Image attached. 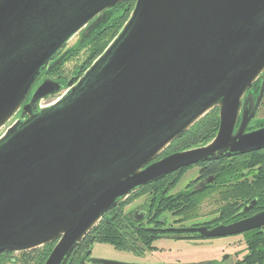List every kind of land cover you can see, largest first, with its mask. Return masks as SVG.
<instances>
[{
	"label": "water",
	"instance_id": "1",
	"mask_svg": "<svg viewBox=\"0 0 264 264\" xmlns=\"http://www.w3.org/2000/svg\"><path fill=\"white\" fill-rule=\"evenodd\" d=\"M126 1L0 0V254L57 242L46 264H62L145 185L220 150L264 148V128L245 133L264 97V0H135L81 76H47ZM214 109L210 144L157 161Z\"/></svg>",
	"mask_w": 264,
	"mask_h": 264
},
{
	"label": "flooded vegetation",
	"instance_id": "2",
	"mask_svg": "<svg viewBox=\"0 0 264 264\" xmlns=\"http://www.w3.org/2000/svg\"><path fill=\"white\" fill-rule=\"evenodd\" d=\"M82 52L85 50L77 54L79 58ZM258 83L246 96L249 114L260 93ZM263 101L264 97L245 133L264 128V120L257 117ZM244 103L234 136L242 126ZM212 111L219 113V121L211 130L208 127L207 133L172 150L178 138L157 161L210 144L221 124L220 110ZM229 153V148L220 150L131 194L102 218L62 264H264V148ZM101 230L113 231L114 236L102 239ZM56 245L3 252L0 264H46ZM100 245L126 253L133 261L96 256Z\"/></svg>",
	"mask_w": 264,
	"mask_h": 264
},
{
	"label": "trees",
	"instance_id": "3",
	"mask_svg": "<svg viewBox=\"0 0 264 264\" xmlns=\"http://www.w3.org/2000/svg\"><path fill=\"white\" fill-rule=\"evenodd\" d=\"M134 5H135V0H128L126 2L118 4L111 10H108L103 15H101L105 17L102 20H99L89 30L88 34L81 33L80 40L78 41L77 45L74 48L68 51L67 53L68 57L65 60L66 62H68L82 50L87 51L88 55L84 62V65L81 66L80 69L76 71V75L81 76L92 65V63L104 52V50L108 47V45L112 42V40L116 37V35L124 26V24L127 22L134 8ZM62 66L63 64L50 70L47 73V76L52 78V76L55 75L62 68ZM258 84H261L260 81ZM215 112L216 111H211L209 114L206 115L208 117L212 116V119L210 118L207 121L205 120L206 118L205 117L194 127H192L187 133L183 134L181 138L176 141V143H178L183 139L186 140L191 139L190 141H192L193 139L199 138L200 135L205 134L209 131L207 126H209L211 130L213 123L217 122V117L214 115ZM197 127H201V129H198L196 131ZM202 127H205V129L206 128L207 129L204 131V128ZM195 131L196 134L194 135ZM212 137L213 136H211L210 138ZM176 143L174 144V146L176 145ZM98 235L101 236L102 239L107 240V237L109 238L114 236V232L113 231L105 232L101 230Z\"/></svg>",
	"mask_w": 264,
	"mask_h": 264
},
{
	"label": "rangeland",
	"instance_id": "4",
	"mask_svg": "<svg viewBox=\"0 0 264 264\" xmlns=\"http://www.w3.org/2000/svg\"><path fill=\"white\" fill-rule=\"evenodd\" d=\"M104 17L105 16H101L100 20H102ZM79 40H80V35L75 37L68 44L66 51H69L70 49H72V47L74 48L77 45L76 42H78ZM87 55H88V53H87V51H85V52H82L80 54V56H81L80 58L77 55H75V57L77 56L76 58L73 57L70 61L66 62L65 60L68 57L67 56L64 60L65 62H63L62 68L55 75L52 76V79H54V80H62V79L70 80L71 78H73L76 75V71L79 70L81 65L84 63L85 59L87 58ZM61 94H58L55 96H50V97L46 98L45 100L42 101L41 105L47 106V105L53 104L61 96ZM214 115L217 117V121H219V113L216 111L214 113ZM257 117H258V120H264V101L262 103V107L260 108V111H259ZM210 118L212 119V116L211 117L206 116L205 120L208 121ZM208 127L209 126H207V128ZM202 128H204V131L207 129V128L205 129V127H202ZM198 129H201V127H197L196 131ZM196 131H195L194 135L196 134ZM3 132L4 131L2 130L0 132V135L3 134ZM215 133H216V130L214 131L213 135ZM190 140L191 139H188V140L183 139V140L179 141L178 143H176V145L174 147H172V150L175 148H180V147L186 146ZM203 211L204 210H202V212ZM188 252L190 253V255H193V256H196L198 254V251L197 252L188 251ZM95 254H96V256H107L109 258H113V259H116L119 261H127V262L133 261L132 258H129V257L126 258V256H127L126 253L116 252L111 246H101L100 245L99 247H96Z\"/></svg>",
	"mask_w": 264,
	"mask_h": 264
}]
</instances>
